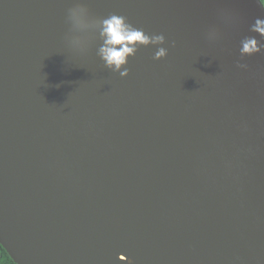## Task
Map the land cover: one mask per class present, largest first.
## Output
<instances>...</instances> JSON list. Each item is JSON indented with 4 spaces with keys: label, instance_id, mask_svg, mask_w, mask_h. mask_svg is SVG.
Segmentation results:
<instances>
[{
    "label": "water",
    "instance_id": "95a60500",
    "mask_svg": "<svg viewBox=\"0 0 264 264\" xmlns=\"http://www.w3.org/2000/svg\"><path fill=\"white\" fill-rule=\"evenodd\" d=\"M112 14L165 37L127 77L99 55ZM257 17L260 0H0V242L17 264H264Z\"/></svg>",
    "mask_w": 264,
    "mask_h": 264
},
{
    "label": "clouds",
    "instance_id": "9594fccd",
    "mask_svg": "<svg viewBox=\"0 0 264 264\" xmlns=\"http://www.w3.org/2000/svg\"><path fill=\"white\" fill-rule=\"evenodd\" d=\"M264 4V0H260ZM86 10L83 7H77L69 10V19L77 28L91 27L92 24L85 19ZM100 36L103 39V45L99 49V55L104 61L106 67L120 76L127 77L129 70L125 67L128 64L129 56H135L139 51V46H148L149 44H163L165 37L163 35H154L149 37L142 29L134 27L127 21V18L118 14H112L99 21ZM253 32L264 35V17H257L252 25ZM73 45L82 46L81 38H74ZM243 47L240 49L242 55H254L261 49L259 41L255 36L248 37L242 41ZM168 55L166 48H159L154 54L155 60H160ZM247 67L246 65H239Z\"/></svg>",
    "mask_w": 264,
    "mask_h": 264
},
{
    "label": "trees",
    "instance_id": "16d2710c",
    "mask_svg": "<svg viewBox=\"0 0 264 264\" xmlns=\"http://www.w3.org/2000/svg\"><path fill=\"white\" fill-rule=\"evenodd\" d=\"M0 264H17L0 242Z\"/></svg>",
    "mask_w": 264,
    "mask_h": 264
}]
</instances>
